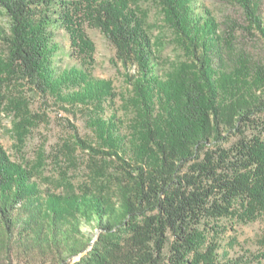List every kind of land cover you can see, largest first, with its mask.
Here are the masks:
<instances>
[{"label":"trees","instance_id":"1","mask_svg":"<svg viewBox=\"0 0 264 264\" xmlns=\"http://www.w3.org/2000/svg\"><path fill=\"white\" fill-rule=\"evenodd\" d=\"M156 1L191 58L174 75L157 62L133 0H0L8 21L0 108L12 107L20 139L48 119L31 113L32 100H52L96 135L92 146L71 125L79 145L121 171L118 203L87 189L43 192L0 141V264H71L85 252L73 264H264V252L229 258L210 241L223 219L264 217V63L224 67L217 23L200 0ZM234 1L264 39L263 0ZM86 26L115 49L138 104L137 136L119 116L112 82L91 72ZM73 55L79 63L59 65ZM83 223L99 230L96 240Z\"/></svg>","mask_w":264,"mask_h":264},{"label":"rangeland","instance_id":"2","mask_svg":"<svg viewBox=\"0 0 264 264\" xmlns=\"http://www.w3.org/2000/svg\"><path fill=\"white\" fill-rule=\"evenodd\" d=\"M133 4L146 22L160 67L170 75L188 70L191 58L182 47L180 37L168 22L160 4L156 0H133ZM200 5L213 15L217 23L221 63L224 67L238 68L246 59L264 63V39L234 0H200ZM262 13L264 15V0ZM7 25V18L0 11V27L6 28ZM85 31L96 46L91 72L97 78L112 82L119 94L116 106L119 116L127 129L131 130L130 135L137 136L140 117L138 104L125 72L114 62L115 49L99 29L86 26ZM61 41L68 48L69 41L64 34ZM60 63L63 67L72 66L79 63V59L74 55L66 56ZM31 103V113L45 114L48 119L35 123L23 140L17 133L18 118L12 107L6 105L0 108V141L11 159L34 173L43 192L73 195L87 189L95 194L106 195L118 203L121 197L119 163L108 157L92 155L90 150L79 145L71 127L74 125L79 136L95 146L96 135L88 128L86 120L61 110L52 100L45 102L36 97ZM212 227L214 232L211 231L210 241L216 240L220 244L221 255L231 258L247 252H264L262 216L248 224L236 218L223 219ZM81 231L84 237H93L95 240L99 234L98 229L86 223L82 224ZM85 255L86 252L70 260V263L80 261Z\"/></svg>","mask_w":264,"mask_h":264}]
</instances>
